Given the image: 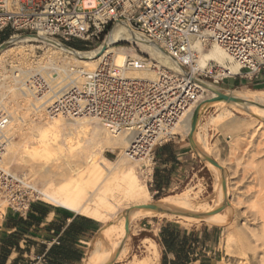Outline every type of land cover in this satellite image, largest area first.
Wrapping results in <instances>:
<instances>
[{
    "label": "built area",
    "instance_id": "1",
    "mask_svg": "<svg viewBox=\"0 0 264 264\" xmlns=\"http://www.w3.org/2000/svg\"><path fill=\"white\" fill-rule=\"evenodd\" d=\"M121 25L173 60L160 64L164 69L155 66L153 79L128 75V70L148 69L151 58L142 52L145 59H130L122 68L110 60L93 71L74 68L71 85L51 95L43 114L47 119L93 118L111 135L128 134L125 154L133 162L145 159L154 167L156 148L175 140L179 124L209 97L206 85L220 90L225 79L236 75L215 62L198 69L196 42L220 46L239 72L255 77L264 71V0H0V34L11 31L9 40L22 33L35 35L39 39L33 42L40 44L42 39L63 46L84 42L88 50ZM25 80L34 101L51 94L38 71ZM11 119L0 108V218L12 212L25 219L41 198L28 176L8 172L2 164ZM53 244L59 245L58 239ZM26 257L46 264L45 254L30 251Z\"/></svg>",
    "mask_w": 264,
    "mask_h": 264
},
{
    "label": "bare ground",
    "instance_id": "2",
    "mask_svg": "<svg viewBox=\"0 0 264 264\" xmlns=\"http://www.w3.org/2000/svg\"><path fill=\"white\" fill-rule=\"evenodd\" d=\"M38 39L35 35L23 37L15 35L0 48V108L12 117L7 132L10 140L2 164L8 172L10 168L7 166H15L29 179L42 182L43 187L40 189L35 182L30 183L40 198L49 204L104 224L100 232L101 238L95 243L85 264H113L122 261L127 255L126 242L129 238L130 226L142 219L158 216L175 219L178 217L183 220L184 225L201 220L216 224L214 226L227 224L221 222L226 217V207L232 199L225 185L223 165L216 159H213L214 163L208 161L212 159L210 153L208 154L210 151L202 145L203 138L200 137V132H196L198 120L195 130L192 125L195 117L197 116L198 119L199 114L207 107L217 105L225 107V111L213 119L214 124L219 126L228 123L232 118V113L227 107H237L250 116L264 119V91L227 94L225 96L228 100H221L220 91L206 85L211 91L210 96L179 124L178 131L184 130L191 136L193 147L216 174L217 196L213 205L194 206L189 195L182 193L161 200L157 204L160 210L146 208L145 206L150 205L148 201L151 199V194L147 186L141 184L137 172L129 163L139 165L142 169L144 166L147 167L146 172L144 171L146 178L151 177L152 165H149L145 159L142 162H133L127 158L125 151L131 139L128 134L111 135L93 118L47 119L43 113L47 109L46 105L52 100L51 95L56 96L55 93L58 91H66L71 85L73 81L71 71L74 68L93 71L106 60L122 68L126 66L128 60L142 57L131 49L118 48L117 45L121 42L135 44L142 50H151L169 61L173 58L159 47L136 37L126 25L117 27L97 48L89 51L76 52L56 40L42 39L48 50L44 56L38 57L37 62H33L32 59L36 54L33 52L34 45H29L31 50L29 54L20 50L21 56L18 57V54L14 53L16 49L24 48L21 46L23 43ZM194 54L195 66L198 69L215 62L224 70H230L232 74L239 72V66L234 64L229 55L218 45L205 48L203 44L196 42ZM8 57L14 60L10 62L11 70H8L4 64ZM147 64L148 69L128 70V75L137 79H153L155 66L164 69L153 61L149 63L147 61ZM31 71H38L44 76L45 81L50 85L51 94L36 101L31 98L32 93L25 84V79L31 75ZM52 73L58 74L60 80H53ZM23 86L30 92L28 93ZM17 135L22 138L20 142L15 140ZM119 149L121 154L114 161L103 154L106 151L115 152ZM125 202L133 203L132 207L128 208L130 212L116 220L119 218L118 214L125 210L123 207ZM220 205L223 206L224 214L219 211ZM259 212L264 220V207L259 209ZM153 247L155 258L148 261L134 260L131 264H154L159 254L155 243Z\"/></svg>",
    "mask_w": 264,
    "mask_h": 264
},
{
    "label": "rangeland",
    "instance_id": "3",
    "mask_svg": "<svg viewBox=\"0 0 264 264\" xmlns=\"http://www.w3.org/2000/svg\"><path fill=\"white\" fill-rule=\"evenodd\" d=\"M18 34L19 35H16L18 37L27 36V34ZM2 35H4V33H2ZM10 35H12V32L7 31L5 36L0 38V48L11 40H9ZM70 44L83 48L86 45L84 42L76 40ZM29 45H34L35 47L33 52L36 54L32 57L35 61L38 60V57L44 56L48 50L46 45L31 41L23 43L21 46L24 48L16 49L14 53L18 54V57L21 56L20 50H24L27 54L31 53ZM117 47L131 49L136 54L142 52L143 54L148 55L149 58H151L147 59L148 63L153 61L155 64L167 66L169 62H171L165 57L153 53L151 50H142L137 45L129 42H121ZM89 50L92 49H85V51ZM12 61L14 60H11L9 57L8 59L6 58V63L4 64L8 70L12 69V63H10ZM15 62L18 64L17 61ZM219 91L225 95H238L240 92L246 93V91L249 92L251 90H237L232 92ZM227 108L228 111L232 113V118L228 123L220 124V126L214 124L213 119L225 111L223 105H217L209 106L199 114L196 126V132H200L199 135L203 138L202 145L207 147L208 149H206L210 151L208 152V154L210 153L209 156L223 165L225 185L229 191L230 199L233 200L229 201V207H226V217L221 222H227V224L214 226L216 224L201 220L184 225L182 223L183 220H180L178 217L175 219L158 216L150 219H142L132 223L130 226L129 238L126 242V257L122 261L114 262L113 264H131L134 260L148 261L155 258V250L153 247V243L155 242L150 239H146L142 242L141 234L146 233L152 236V239H158L160 228L168 224H173L174 226H178L182 230H187L193 234L203 232L205 229L209 230V233L207 232V238L209 237V240L213 235L218 238V255L222 258L220 264H244L245 261V264H264V220L261 218L259 212V209L264 207V119L252 115L251 117L249 114L240 111L237 107ZM220 132L224 136H227V141L224 140V137H220L222 144H219V140H217ZM190 138L191 136L187 135L183 130L178 131V137L173 141L183 140L188 143L189 140L191 141ZM21 139L22 138L17 135L15 140L20 142ZM193 141H195V138H193ZM194 151L196 153L194 159L196 161L195 171L190 173L189 178L182 187L176 189L174 192H166L164 194H155V188L151 187L153 166H151V177L146 178V171L144 168L142 169L139 165L135 166L132 162L129 163V165L134 168L135 172H137L136 174L139 177L141 184L147 186L151 194V199L148 201L149 204L157 205L166 197L186 193L189 195L191 203L194 206L213 205L217 196L218 182L216 180V174L208 164H206L205 160L199 156V152L195 147H193V152ZM103 154L105 157L111 156L110 160L114 161L121 154V149L116 150L115 152L106 151ZM7 167L10 168V172L13 174H22V172H20L21 170L15 166ZM29 182H32V184L35 182V185L39 189L43 187L42 182L39 180H32L31 178L29 179ZM41 202L59 212H65L71 216H81L66 209L53 206L43 199H41ZM132 205L133 203L129 202L123 203L125 210L118 214L117 217L119 218H116V220L130 212V209L128 208L129 206L132 207ZM222 208L223 206L220 205L219 211L224 214ZM1 223L2 219L0 218V225ZM144 223L146 226H143ZM100 232L101 231L96 233L94 238L87 244H78L82 246V248L75 247L77 253L72 258V264H85L88 255L94 249L93 247L95 243L101 238ZM215 233L218 234V237ZM19 246V250H21L24 255L27 246H30L31 249L34 247L36 253H42L41 251H44L43 248L46 245L38 241L35 246L28 243H23ZM26 260L27 259H22L21 264H30Z\"/></svg>",
    "mask_w": 264,
    "mask_h": 264
},
{
    "label": "crops",
    "instance_id": "4",
    "mask_svg": "<svg viewBox=\"0 0 264 264\" xmlns=\"http://www.w3.org/2000/svg\"><path fill=\"white\" fill-rule=\"evenodd\" d=\"M4 36L5 34H0V38ZM218 88L222 92L237 90L264 91V71L255 77L247 75L245 72H238L233 78L225 79ZM218 137L219 144H222L220 137H224V140L227 141V136H224L221 132ZM195 157L196 153L193 152V145L190 140L188 143L183 140L172 141L156 148L151 180V187L155 188V194L174 192L182 187L189 178L190 173L195 171ZM107 158L111 159V156ZM28 217L38 220L39 223L30 220L25 222ZM78 217L52 208L48 209L39 204H33L27 218H22L23 220L18 215L8 212L2 218L0 225V264H21L22 259H27L26 251L23 255L22 251L17 250V247H12V240L15 241V238L19 239L21 236L20 245L28 243L35 246L40 241V243L46 245L43 250L48 252L54 245L53 243L59 238H65L69 228H72L70 237L75 241L77 248H82L78 244H87L91 241L94 235L101 231L104 224L89 218V221H83ZM143 226H146V224L144 223ZM165 226L160 228V233ZM176 227L181 229L178 226ZM24 230H26L25 235L22 233ZM187 232L190 234L189 231ZM207 232L209 233V230L205 229L203 232L194 234L192 238L197 237V240L193 241L190 238L186 247L179 243L178 248H181L179 252L169 253L158 244L157 240H160V233L158 239L146 237L141 238V240L144 242L146 239H150L157 245L159 256L154 264H220L222 258L218 255V238L213 235L209 240V237H206ZM215 235L218 237V234L215 233ZM27 249H31V247L27 246ZM31 250L34 251V247Z\"/></svg>",
    "mask_w": 264,
    "mask_h": 264
},
{
    "label": "trees",
    "instance_id": "5",
    "mask_svg": "<svg viewBox=\"0 0 264 264\" xmlns=\"http://www.w3.org/2000/svg\"><path fill=\"white\" fill-rule=\"evenodd\" d=\"M68 46L72 49H75L79 52H85V48L83 47H79V46H75V45H71L68 44ZM35 204H39L44 206L45 208H50L49 206L43 204V202H37ZM32 207V206H31ZM53 209V208H52ZM81 218V220L83 221H89L88 218L85 217H78ZM21 220H23L21 218ZM34 221V222H38V220L36 219H32L30 217H28V221ZM71 227V226H70ZM72 228H69V232L66 233V237L62 238V239H58L59 245L54 244L50 250L48 252H42V253H36L39 255H43L45 254V259H46V264H72L73 260L72 258L74 257V255L77 253V250L75 249V241L70 237ZM23 235L26 234V230L22 231ZM194 234L190 233L188 234L187 231H182L181 229H178L176 226H174L173 224H168L165 227H163L161 229V233H160V240H157V243L160 244L162 247L165 248V250L167 252H179V250L181 248H178L179 243H182V245H184L185 247L188 244V240H190V238H192ZM146 237H152L149 234L143 233L141 234V238H146ZM207 237V235H206ZM193 241L197 240V237L192 238ZM22 241V236L19 239L15 238V241L12 240V247H17V250L20 249V242ZM21 251V250H19ZM27 252V254L30 253V251H32L31 249H27L25 250ZM29 263L34 264L33 262L29 261L28 259L26 260Z\"/></svg>",
    "mask_w": 264,
    "mask_h": 264
},
{
    "label": "water",
    "instance_id": "6",
    "mask_svg": "<svg viewBox=\"0 0 264 264\" xmlns=\"http://www.w3.org/2000/svg\"><path fill=\"white\" fill-rule=\"evenodd\" d=\"M220 94H221L222 97L219 98V99H221V100H228V97L225 96V94H222V93H220ZM196 122H197V116L195 117L194 122H193V125H192L193 130H195ZM208 161L214 163V160H213V159H208ZM145 207H146V208L155 209V210H160V209H161L159 206H157V205H152V204H150L149 206H145ZM161 211H162V210H161Z\"/></svg>",
    "mask_w": 264,
    "mask_h": 264
}]
</instances>
